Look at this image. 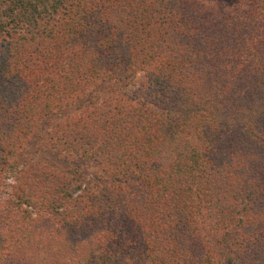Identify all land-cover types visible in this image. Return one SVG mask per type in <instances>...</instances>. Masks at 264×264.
I'll return each instance as SVG.
<instances>
[{
	"label": "trees",
	"instance_id": "obj_1",
	"mask_svg": "<svg viewBox=\"0 0 264 264\" xmlns=\"http://www.w3.org/2000/svg\"><path fill=\"white\" fill-rule=\"evenodd\" d=\"M198 1L0 0V181L17 175L23 191L13 211L40 245L57 224L68 238L74 233L67 245L88 248L94 264H212L188 203L187 184L198 177L196 197L201 209L217 210L216 230L241 234L235 244L249 256L233 262L264 264V79L244 78L245 52L257 39L237 50L242 30L201 23ZM257 16L262 40L264 13ZM250 70L263 75L264 61ZM139 71L145 84L126 91ZM199 129L213 145L188 139ZM175 131L188 139L187 152L171 143ZM224 138L243 151L225 150ZM34 139H48L75 165L71 177L42 160H11ZM84 162L122 174L113 178L122 188L104 181L83 200ZM128 201L150 210L130 209ZM253 249L259 259L251 260Z\"/></svg>",
	"mask_w": 264,
	"mask_h": 264
},
{
	"label": "rangeland",
	"instance_id": "obj_2",
	"mask_svg": "<svg viewBox=\"0 0 264 264\" xmlns=\"http://www.w3.org/2000/svg\"><path fill=\"white\" fill-rule=\"evenodd\" d=\"M198 1V0H197ZM198 2H201L204 6L202 9L200 7V22L201 23H214L213 29H217L218 25L222 22H226L227 25H230L227 27H222L223 31L225 33H229L234 31L235 28H239L242 30L241 36L243 37V43L242 45L236 46V49L239 51H242L244 46H249L251 42L254 39H257L255 41V45L253 47L252 52L248 50L245 52V59L248 62L247 55L249 57V60L251 63L246 65L245 63V69L244 73L245 79L251 80L252 77L256 78L257 81L260 77L264 79V73L263 75H259V72L256 74L255 72H251L250 68L255 65L257 66L258 62L260 60L264 61V38L261 40L260 36H258L261 33V27L259 25V21L257 18L253 19L252 15H262L264 13V0H199ZM257 16V17H258ZM225 20V21H224ZM208 30H211V29ZM254 42V41H253ZM228 49L230 48V45H227ZM235 48V47H234ZM240 48V49H238ZM252 49V48H251ZM233 50L235 55L233 56V59L235 60L236 57L239 55V51ZM218 53H222V50ZM236 56V57H235ZM240 60V56H239ZM238 58L237 62H239ZM234 67L229 68L230 73L232 74L234 70H237V64L236 62L233 63ZM247 74V75H246ZM147 74L143 71H139L134 79H130L127 81L129 83V86L125 88L126 91H130L133 93H138V90L141 88L142 85L145 84ZM251 80L250 83L254 82ZM32 79V78H31ZM96 91V89L94 90ZM91 91L90 94L92 96L93 92ZM95 94V93H94ZM103 101L106 99L107 95L103 94L102 96ZM92 99V97L88 96L85 97V99ZM192 121H188L184 124L185 127H189L190 123ZM203 122L199 124L201 127ZM197 134V137L195 135H189L188 139H193L194 144L196 147H200L201 142L207 143V145H213L212 141H210L209 135H202L200 133V129L195 132ZM203 136V137H202ZM202 137V138H201ZM175 141L172 144L177 145L176 151H181V149L185 152L188 149L187 146V140L184 138V134L180 131H175ZM227 138H224L223 144H225V150L232 151L237 150L241 151V143L236 142L234 138L229 139L226 141ZM165 141V140H164ZM212 143V144H210ZM236 143V144H235ZM243 151V150H242ZM16 154L11 156L12 161H24V160H31L32 163L42 160L47 162L49 165H51L52 168H57L60 173H58L59 177L63 176L67 179V170L71 167H75L72 163L68 162L65 157L59 156L56 152L51 151L49 146L48 139H45L44 141H39V139H34V141L30 142L28 145L23 147L20 150L15 151ZM184 153V152H183ZM186 155V154H184ZM209 156V154L207 155ZM85 170L86 179L87 181L86 186L87 189L83 191V200H86L88 203L90 200L93 199V195H97V191L104 186V181H110L109 183L117 185L119 188H122L121 183L115 182V179H113L116 176H119V178L122 176V174L118 172H113L112 169H108L109 173H107V169H105V166L102 164H96L94 162H84V166H82ZM239 168V166L235 167L236 170ZM234 170V171H235ZM31 171V170H29ZM228 172V171H227ZM215 174V173H214ZM213 174V175H214ZM9 176L10 179H4L1 178L0 181V257L2 254L5 255V259H0V264H90L93 263L92 254L88 251V248L74 250V248L71 245H67V239L73 237L74 233H70L69 238L67 236V233L62 227L55 224L56 232L53 230L52 232V238L50 237L48 244L46 245H40L39 242L36 241L35 236H32L35 233L34 227H28L29 230H26V227L23 226L22 220L17 217L19 216V213L17 211H13L14 208V202L16 201V195H20L23 191V185L16 182V177ZM68 177H71L68 175ZM213 179V176L212 178ZM65 186L67 187V180L61 179ZM199 178L196 177L195 180L192 179V183L195 184V181H198ZM27 183L29 180L26 181ZM115 182V183H112ZM242 182V181H241ZM191 182L187 184V194H188V203L192 207L195 220L197 221V225L199 226V229L201 230L202 235L208 239L209 247L212 249L214 253V259L212 264H235L233 261L238 259L239 257H245L247 258V249L245 247L239 246L236 243V240L240 238L239 230L237 227L231 228L229 231H224V229L216 228L213 226L215 221L219 219V216L217 214V210H215L212 207V210H209L207 208H202V205H200V198L197 196L196 187ZM213 180H210V189L215 184ZM190 185V186H189ZM158 186V185H156ZM180 188V186H179ZM178 186L175 187V191H179ZM177 189V190H176ZM119 190V189H118ZM174 190V189H173ZM121 191V190H119ZM124 191V190H122ZM150 195V194H149ZM152 196V195H150ZM157 196H159L157 194ZM152 198V197H151ZM89 200V201H88ZM150 200V199H149ZM210 202L209 198L206 200L208 203ZM205 203V202H204ZM127 204H130V209H141L142 211H149L150 207H143L140 206L142 203H136V202H129ZM160 205L159 208L168 211V205L166 201H159L158 203ZM210 205V203H209ZM160 210V209H158ZM162 210H160L161 212ZM13 212V213H12ZM154 213V212H152ZM153 218L158 216V214H150ZM262 217L260 220L264 219V211L262 212ZM19 218L20 221L17 223L14 218ZM31 217H36L35 214H32ZM145 217V214H143L142 218ZM221 220V219H220ZM146 220H142L141 224L144 226L143 229L146 227V230L150 229V226H145L147 223ZM114 222V221H113ZM148 222V221H147ZM109 221L106 223H101L100 226H105V224L109 225ZM150 225V224H149ZM106 227V226H105ZM247 231H249V228H246ZM245 236V234H244ZM243 238H247L243 237ZM205 241V240H204ZM47 246V252H44L41 250L40 247H46ZM43 253L42 256H39V253ZM258 255H260L259 249H253L252 253H250V256L254 259H259ZM7 258V259H6ZM8 259L9 262L7 261ZM230 260V261H229ZM250 260V261H251ZM232 261V262H231ZM94 264V263H93ZM243 264V263H239ZM250 264V263H245Z\"/></svg>",
	"mask_w": 264,
	"mask_h": 264
}]
</instances>
